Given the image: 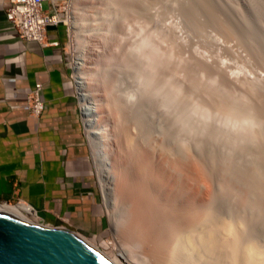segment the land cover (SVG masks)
<instances>
[{
	"label": "bare ground",
	"instance_id": "6f19581e",
	"mask_svg": "<svg viewBox=\"0 0 264 264\" xmlns=\"http://www.w3.org/2000/svg\"><path fill=\"white\" fill-rule=\"evenodd\" d=\"M254 1L245 3L251 16L239 13L233 3L218 0L216 5L243 20L264 57V0ZM84 2L72 0L66 21L75 32L74 77L81 106L87 109L86 132L120 256L111 257L76 233L112 264H123L121 258L132 264H264V82L238 79L239 84L229 82V87L225 81L224 86L218 65L205 91L200 80L206 69L200 68L199 82L193 79L191 86L196 98L190 97L184 79L159 77L176 51L162 45L164 37L156 29L144 31L131 49L120 42L110 46L112 22L101 37L86 35L88 42L94 40V58L88 57ZM177 60L185 74H195L183 57ZM116 61L136 69L137 85L124 97L111 89ZM217 84L231 94L229 99L217 92ZM152 94L160 95L157 109ZM248 95L254 99H246ZM180 101L186 108L178 106ZM0 210L35 222L27 215L33 207L26 202H3Z\"/></svg>",
	"mask_w": 264,
	"mask_h": 264
},
{
	"label": "crops",
	"instance_id": "0c3cea01",
	"mask_svg": "<svg viewBox=\"0 0 264 264\" xmlns=\"http://www.w3.org/2000/svg\"><path fill=\"white\" fill-rule=\"evenodd\" d=\"M0 0V202L23 201L42 222L87 234L106 232L95 162L83 129L64 24L42 45L21 37ZM42 83L45 109L30 114L28 95Z\"/></svg>",
	"mask_w": 264,
	"mask_h": 264
},
{
	"label": "rangeland",
	"instance_id": "374dc122",
	"mask_svg": "<svg viewBox=\"0 0 264 264\" xmlns=\"http://www.w3.org/2000/svg\"><path fill=\"white\" fill-rule=\"evenodd\" d=\"M217 1L216 0H110V1L85 0L84 2L85 4H83L82 6L85 14L81 21H82V26H83L82 28L84 34L83 40L85 42L84 44H86L85 46L86 51L88 50L86 54L88 57L94 58V54H93L94 46L92 44V41L94 40L88 42L86 35L92 33L93 38L95 37L94 39H96V37H101L99 34L107 30L106 26L110 22L113 23V26L111 27V29H109L110 30L109 35L112 36V42L109 43V45L111 46L112 43L120 42L122 44L121 45L122 47L127 46L129 49L133 48L134 46L133 44L137 42V39L143 34L144 31H145L144 33H147L149 32L150 28H153L156 29L161 34V36L164 37L165 41L162 40V45L165 46L166 48L168 46L167 49H170L169 46H172V50L176 51V53L174 52V55L171 56L166 61L165 67L162 69V71H160L161 73L159 72V77L163 79L166 77L168 78V76L173 79L177 77L181 81L184 79L183 80L184 82L187 81L186 82V86L188 88L187 94L190 91L191 93V94L189 93L190 97L194 96L193 98H196L197 91L195 89H192L191 86L193 85L194 82L198 84L199 78L201 77V69L202 68L206 69L205 71L206 75H203V79L200 80V86L203 90L207 91L208 90L207 88L209 86L208 78L211 77L210 75H212V77H215L217 75L216 71L219 68L218 65L221 66L220 69H222L224 76H217V77L218 79L220 80L222 79L224 81V82H222V80L220 81V84L222 83V85L224 86L227 81L228 83L230 82L231 85L232 82L239 84L240 81H238V79L245 81H252L253 83L254 82L257 84L259 83V85H261L264 82L262 81V79H264V62H262L264 60L263 59L264 57L262 56L263 54H260L261 52L257 44L258 41L254 42L256 41L253 40L254 38H251L253 42L250 40V37H252L253 35H251L250 31L246 28L245 24L242 23L243 20L239 19V16L234 14L235 13L234 11L230 9H226V10L218 9L216 5ZM249 1L255 3L254 0H249ZM220 2H223L224 4H226V2L233 3L239 10V13L241 12L242 15L243 14L247 15V13L248 16L252 15L246 9L245 6L246 0H231V2L230 0H225V1L220 0ZM188 3L190 4V6ZM256 3L261 6L260 2H256ZM185 7H187L188 10ZM44 10H49L48 3H44ZM193 12H195L196 14ZM262 16L264 17V13L261 14V18H260L262 21L260 22L263 25L264 18ZM187 17H191V18L189 19ZM194 17H196L195 18L196 21L195 19L193 20ZM221 20L222 23H220ZM191 21L193 22L191 23ZM95 22L98 23L96 29L91 30V25L94 24ZM68 25H69V36L67 35L65 45L70 57V66L72 62V65L74 67L75 57L78 56L77 55L78 52L76 51L75 32L71 29L70 24ZM220 25L221 27L223 26V29L220 27ZM66 27L67 26H65V29ZM224 27L229 28L231 30L228 29L229 31L227 32V29L225 31ZM144 28L145 30H143ZM231 31L233 33H231ZM165 35H167V37H165ZM173 39L175 40L174 42L176 43L172 41ZM169 41H171L172 45H170ZM245 41L248 44H246ZM252 43H255L257 45L255 44L252 45ZM173 44L174 46L175 44L179 45L178 48L176 47L177 45L174 47ZM122 47L116 49L119 51ZM257 49L259 51H257ZM255 53H257L258 55ZM179 57H183L188 62V64H190L189 66L192 68L193 71H195V74L193 72L194 75L193 74L190 75L188 71L186 74L184 73L186 71L183 70V67L180 65V63H178L179 61L177 60L179 59ZM255 57H257V60L255 59ZM260 57L262 58V61ZM137 59H141V58L137 56ZM170 59L172 60L170 61ZM204 60L205 63L210 65L205 64ZM113 65H114L113 66L114 69L112 71H114L115 73L114 75L116 76H114V80L111 82V89L116 90V92L118 91L117 93L119 94V96L124 97L129 89H131L134 85L135 86L137 85V80H136L137 74L135 73L136 69L134 67H125L124 65H122L121 62L117 63L116 65L114 63ZM215 68L217 69L215 70ZM71 73H72V68H71ZM171 75H173L174 77ZM229 77L231 79H229ZM189 79L192 81H190ZM228 83L226 85L227 87H228ZM230 83H229V87H231ZM218 86L221 88H219ZM215 88L217 92L218 91L219 93L222 92V95L225 96L224 98L229 99L231 97L230 96L231 94H229V92L223 90L224 89L223 86L217 84V86L215 85ZM164 90L167 91L168 87L163 88V91ZM245 90H246V94L248 93L250 94V91L247 90V88ZM205 91H203L202 93L203 96H205L204 95ZM193 98H189V99H193ZM252 98L254 99L253 96H249V95L248 97L246 96V99L253 100ZM152 99L154 102L153 106L155 109H157L159 106L158 101H160V95L156 94L154 96L152 94ZM183 105L186 108L187 103L185 104L184 101H180V103L178 104V106H182L180 107L181 109H184ZM155 109H153L154 112L156 111ZM82 111H81V116L83 121V129L85 131V135L89 142V138L86 132V126L84 122V115L87 109H82ZM126 129L127 127H125V130ZM89 146L92 153L90 142H89ZM95 174L97 175L96 168H95ZM98 190H99V199L103 203L105 209L106 232H104L103 234L102 233L87 234L82 232L81 230L73 229L69 226H66V228L84 235L86 238L90 239L93 243H95L101 250L107 252L111 257H117V256L119 257L120 256L119 254L120 251L118 249L119 246L118 244L113 243L114 239H113V232L109 220V214L106 210V206L99 186V182H98ZM3 202L5 201H1L0 204ZM8 203L17 204L18 201H9ZM27 215L31 219H33L31 214L28 213ZM33 220L35 222L43 223L42 219L40 218L38 219L39 221H36L35 219ZM121 261L123 262V264H132L130 262L128 263L124 261L123 258H121Z\"/></svg>",
	"mask_w": 264,
	"mask_h": 264
},
{
	"label": "water",
	"instance_id": "95a60500",
	"mask_svg": "<svg viewBox=\"0 0 264 264\" xmlns=\"http://www.w3.org/2000/svg\"><path fill=\"white\" fill-rule=\"evenodd\" d=\"M0 264H112L75 231L0 210Z\"/></svg>",
	"mask_w": 264,
	"mask_h": 264
},
{
	"label": "built area",
	"instance_id": "2783aa9c",
	"mask_svg": "<svg viewBox=\"0 0 264 264\" xmlns=\"http://www.w3.org/2000/svg\"><path fill=\"white\" fill-rule=\"evenodd\" d=\"M44 3H48L49 10H44ZM71 3L72 0H10V5L7 9V18L24 39L35 40L42 45H58L59 41H49L47 39V30L51 26L64 24L67 26L66 33L69 36V25L66 19L71 14ZM71 68L76 95L82 111L83 108L81 106L77 82L74 77L72 62ZM41 89L42 83H36L28 95L29 112L35 117H40L45 109V103L41 98ZM29 214L32 215L33 219L39 221L37 210L34 207L33 212Z\"/></svg>",
	"mask_w": 264,
	"mask_h": 264
}]
</instances>
